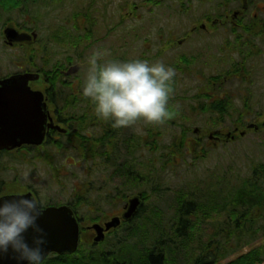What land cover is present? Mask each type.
I'll return each instance as SVG.
<instances>
[{
    "label": "rangeland",
    "instance_id": "374dc122",
    "mask_svg": "<svg viewBox=\"0 0 264 264\" xmlns=\"http://www.w3.org/2000/svg\"><path fill=\"white\" fill-rule=\"evenodd\" d=\"M32 1L19 0L18 4L14 0H5L1 11L4 26L11 21L23 23L30 15L31 20H37L34 26L41 39L31 46L13 47L8 46L3 38L0 41V77L26 68L31 71L41 68L58 97L64 99L60 98L59 103L67 105L65 109L61 106L60 113L76 115L88 111L95 115L93 106L90 104L89 108L84 104L82 96L77 93L82 90L89 67L87 58L93 52L100 54L102 63L134 59L163 62L175 69L168 108L169 113L173 110L177 115L174 118L173 112L170 113L162 123L139 120L128 128L129 131L117 130L110 148L94 155L87 152L84 144L82 153L78 149H74V153L71 148L81 146L77 138L52 139L50 136L40 146L6 151L0 155L2 193L20 187L33 192L44 206L71 203L84 226L102 221L101 216L118 206L114 203V196L119 187L123 189L119 193L123 202L138 193L145 196L141 214L110 233L100 245L90 247L84 241L77 255L52 256L45 260V264L86 263L101 254L109 263L115 264L114 259L123 261L121 253L127 252L128 246L134 253H140L142 259L145 255L142 264H146L149 253L159 248V240L165 241L162 234L172 238L173 244L180 248L173 251L170 263L188 264L196 255L197 251L193 250L196 241L221 223L222 229L226 224L235 225L242 214L220 209L227 205L230 197L225 196L228 193L215 199L209 195V199L199 202L203 209L186 218L190 227L188 232L184 231L186 240H181L177 236L181 217L176 204L181 206L183 203L179 192L186 190L185 187H200L204 179L210 185L225 171L238 175L231 177L232 183L240 184V177L248 175L250 169L264 159V126L259 130L249 129L244 136L239 133L251 123H264V0L251 1L258 6L250 7L249 15L244 17L245 24L236 27L234 32L231 24L228 28L220 24L213 27L209 21L215 19V13L231 15L235 9L241 8L243 0H160L158 4L156 0H100L99 6L110 4V17H114V22L107 24L95 17L82 22L86 30L79 28L80 22L74 16L76 9L63 5L62 0ZM219 4H223L221 10ZM86 7L87 2L79 5V8ZM252 12L259 14V21L250 20ZM98 13L93 11L95 16ZM203 22L209 30L200 28ZM110 39L113 40L110 42ZM115 46L116 53H113ZM123 49L127 51L125 54ZM239 61L246 62V69L253 64L252 77L233 78L224 83L214 79L220 75L221 68L235 71L234 66L240 67L235 64ZM72 66H79V72L69 77L61 74L62 70ZM45 83L42 80L38 85L44 87ZM69 99H73L72 105L68 104ZM228 100H231L229 105H224ZM210 106L224 107L228 111L218 109L214 113ZM76 120L78 118H73L71 125L74 126ZM83 120L81 125L96 119ZM197 127L205 132L199 135L194 131ZM236 128L238 132H235ZM218 130L222 138L209 141V134ZM230 132L237 138L228 139ZM87 133L90 134L91 130L84 131L80 137L89 142L93 150V138H86ZM96 146L102 151L104 143ZM190 146L196 147V151L190 153ZM66 148L68 152L64 150ZM112 163L130 165L132 174L122 181L121 170L125 168L107 167ZM87 182L91 184L88 189L85 187ZM94 185L100 189L101 195ZM93 207L96 208L94 213L91 212ZM253 215L250 220L246 216L244 221L238 222L241 228L253 221ZM154 231H159L160 237L158 234L152 236ZM253 239L251 233L244 240L247 244L238 253L218 264H227L240 254L264 245V237L254 243Z\"/></svg>",
    "mask_w": 264,
    "mask_h": 264
},
{
    "label": "clouds",
    "instance_id": "9594fccd",
    "mask_svg": "<svg viewBox=\"0 0 264 264\" xmlns=\"http://www.w3.org/2000/svg\"><path fill=\"white\" fill-rule=\"evenodd\" d=\"M87 63L82 95L93 104L97 118L121 128L139 120L162 123L169 117L173 67L142 59L102 63L98 52ZM43 211L34 196H0V257L15 264H44L48 241L38 224Z\"/></svg>",
    "mask_w": 264,
    "mask_h": 264
},
{
    "label": "trees",
    "instance_id": "16d2710c",
    "mask_svg": "<svg viewBox=\"0 0 264 264\" xmlns=\"http://www.w3.org/2000/svg\"><path fill=\"white\" fill-rule=\"evenodd\" d=\"M222 5L223 4L218 5V7H220V10ZM225 15L226 14L223 13H215V19L223 18ZM86 99L87 98H85V101L88 102V107L91 108L92 103L90 102V100ZM68 104L72 105L73 99H69ZM224 105H229L228 101ZM61 106H63L64 109L67 107L66 104L59 103V109ZM209 108L211 111H214V113L217 112L218 109L222 112H224L225 110L228 111V109L219 106H210ZM60 110H63L62 107ZM172 112L173 110L170 111V113ZM65 114H67V112H65ZM67 115L71 116L72 118H91V114L88 111H83L82 114L78 113L76 115L69 112V114ZM173 115L175 118L177 115L175 111L173 112ZM242 119L243 118H241V121H243ZM183 129L186 131V128L183 127ZM110 139L111 138L102 139L104 143V149L100 152L105 151L106 143L110 144ZM190 147V153L196 151V147ZM87 152L90 153V155L98 154L94 149H87ZM237 176L230 175V172L225 171L222 175H218L217 177H215V179L217 180H212L210 185L209 183H207V179H204L202 180V184L200 187H185L187 191L183 189L179 192L181 193L179 197L183 200V203L181 206H178V204H176V208L178 209L179 215L181 217L179 224L180 228L177 230L179 234H177V236L181 238V240H186V233L184 231L186 230V232H188L187 228L190 227L186 218H189L190 216L195 214L196 211L198 212L199 210H202V203L199 202L206 200L207 198L209 199V195L211 199H215V197L228 193V195L225 196L230 197L228 198L227 205H223L220 209H222L223 211H229V213L241 212L242 217L237 218L236 224H238V222L241 221V219L243 220L246 216L248 220H250V215L254 214L252 218L253 221L248 222L246 226H244V228H241L239 224L238 226L236 224L232 226L226 224L225 229H222V223L219 226H214L211 233H208V235L206 236L203 235V237H201L194 243L195 249L193 248V250H196L197 252H195L196 255L191 261H189L188 264H218L224 259L238 253L244 247V245L247 244V241L244 240L251 233L254 236V239L252 240L253 243L264 237V159H262V161H259L257 165H254L253 168L248 172V175H242L240 177V179L238 180L240 184L235 183L233 185V178L231 177ZM1 189L2 186L0 183V194H3V190ZM216 191L217 196H215ZM255 228H257V230ZM158 232L159 231H154L152 233V236H156ZM158 236L160 237V234H158ZM162 236L163 238H165V241L162 243V240H159V248H156L155 251L149 253V255L147 256L148 262L146 264H171L170 259H172L173 257V251H177L180 249L178 245L173 244L172 238H166L165 234H162ZM188 244H191L193 246L192 243ZM128 247L129 248L127 249V252H130V254H127V252L121 253L120 257L123 261H121L120 258H117L114 259V263L142 264L144 261L143 259H145V255L142 259L140 253H134L133 248L131 246ZM125 255L127 258H129L130 262H127L128 259L124 258ZM106 259L107 257L101 254L99 255V257H92L90 258V261H85L86 263L80 262V264H112L109 263ZM263 263L264 245H260L247 253L240 254L235 260L227 264Z\"/></svg>",
    "mask_w": 264,
    "mask_h": 264
},
{
    "label": "flooded vegetation",
    "instance_id": "af4514ba",
    "mask_svg": "<svg viewBox=\"0 0 264 264\" xmlns=\"http://www.w3.org/2000/svg\"><path fill=\"white\" fill-rule=\"evenodd\" d=\"M16 1L19 4V0H16ZM251 1H253V0H243V4H242L241 8L235 9L234 12L231 13V15L226 14L224 18L214 19L212 21H209L211 26L216 27L218 24H220V25H223L224 27L228 28V27H230V24H231L232 25L231 28L233 29V32L236 31V27L238 28V27H241L242 25L245 24L244 22H246V21H244V17L249 15L250 7H252L254 4L256 7L258 6V4H256V3L253 4ZM84 2H87V7L86 8H79V5L83 4ZM96 2L98 5H96ZM160 2L161 1L156 0L157 4ZM32 3H34V0L32 1ZM61 3L62 4L64 3L63 5H65V4L71 5V8L76 9L74 16L76 15L77 20L80 22L79 23L80 30L81 29L86 30V28L83 27L84 24H82V22H84L85 20H91L95 17H97V20L103 19L104 22H106L107 24H111L112 22H114V17H112V16L110 17L111 7H110L109 3L107 4L108 5L107 7H105V5L99 6L100 0H62ZM4 4H5V0H0V41L4 38V41L6 42V38H7L6 32L8 30V31H10V34L13 33L14 34L13 36L16 35L15 38L16 37L18 38V40L15 41L13 44H11V46H21V45H24V46L30 45L31 46V45H34L35 42H39L40 41L39 39H41L40 33L37 30V27L34 26V23H36L37 20L36 21L31 20L30 15L26 16L25 22H23V23H18V21L17 22L11 21V22L7 23V25L4 26V20H2V13H1ZM54 6H56V4H54ZM26 7L29 8L28 3H26ZM93 11H97L99 13L95 16L93 14ZM252 15L257 16V13L252 12L250 16H252ZM105 18H109V19L105 20ZM250 20H253L254 23L256 21H259V20H255V18H251ZM31 24H33V25H31ZM200 25H201L200 28H204V30H209L208 27L206 26L207 24L205 22L201 23ZM102 39H106V37H103ZM112 40L113 39H110V42ZM181 43H182V41H181ZM123 51H124V54H125V52H127L126 49H123ZM113 53H116V46L113 47ZM225 58H226V56H225ZM235 64H239L240 67L237 68V66H234L235 71H226V68H221L220 75H218V76L216 75V77H214V79L219 80L220 83H224L225 81H228L229 79H233V78L241 79L243 77V78L248 79V78L253 76L254 71L252 69V67H253L252 63H250V68H248V69H246V67H245L246 62H244V61L243 62L239 61V63H235ZM75 67H76L74 69L75 71H73L72 73L67 74V72L69 70V68H68L67 70L66 69L62 70L61 74H63V76H65V77L72 76V75L79 72L80 67L79 66H75ZM24 72H31V73H39L40 74L39 80L31 81L30 85H31L32 89L40 90L45 95V98H46V101L48 104V109H49V112L51 115L50 116L51 118H49L48 123L53 122L55 125H59L63 129L61 131L56 129V128L49 129L47 131V138L49 136L52 139H59L61 137H63V138H77L79 140L81 146L75 145L71 149L73 152H74V149H78L79 152L82 153V145L83 144L86 145L87 149L92 150L90 145H89V142H86V140L83 141L84 138L80 137L81 134L83 135L84 131L91 130L90 134L87 133L86 138H90V137L93 138L94 150L96 153H99L101 147L100 146L95 147V145H99V144L103 143V140H102L103 138H111L110 139V144H111V142L116 139L117 130L129 131L128 128H130V126L129 127H121V128H113L111 125V122L101 121L97 118L96 115H91V118H94L96 120L88 122L86 125H84V124L81 125V123L84 121L83 119H85V118H78V120H76V122H75L76 124L74 126L71 125V123H72L71 121L73 118L71 116H68L65 113H60L58 100L61 97L60 96L58 97V93L55 91V88L53 87V85L49 82V79L47 78L45 72L41 68L36 69V70H32V71L30 68H26L24 70ZM4 78L5 77H0V79H4ZM42 80H45V82H46L44 87L38 85L39 83H41ZM66 80H68V79H66ZM217 83L218 82H216L214 84H217ZM70 84L73 87H75V84H72V83H70ZM252 86L254 87V85H252ZM77 93L79 94V96H82V100H83L82 102L83 103L85 102L84 104L88 105V102L85 101V97H83V95H82V90L78 91ZM61 100L63 101L64 99L61 98ZM229 102H231V100H228V103ZM92 106H93V104H92ZM92 110H94V106H93ZM65 118H68V119H65ZM87 119H89V118H87ZM79 131H81V133L78 134ZM199 131H201V130L198 129V134H200ZM219 131L220 130H218V132L215 133L216 134L215 137H212L211 133H210L208 140L214 141V142L220 140L222 138V136H220L218 134ZM141 139H143V137H141ZM119 141H121L123 144V140L121 138ZM110 144L106 143L107 149L110 148ZM124 145H126V142H124ZM31 146L32 145H26L23 147H31ZM23 147L16 149V150H20ZM124 147H125V149H128V146H124ZM102 148L104 149V147H102ZM64 150H66L68 152V148H66ZM109 166L112 167L113 169H116V170L125 168V169L121 170V180L122 181H125L123 179L126 176H129L132 174V172H131L132 168L130 167V165H128L126 163H121L120 165H118V163H112V164L108 165L107 167H109ZM140 176H142V175L139 174V177ZM87 183L88 184H85V187L88 189L91 184L89 182H87ZM119 188H120V190H118V193L114 196V199H115L114 203L118 206L116 208H114L112 211L106 212L103 216H101L100 218L103 219L102 221L96 222V223L101 224L103 227H106L107 221H109L110 219H113L114 217H120L121 219H123L125 212L129 209V203L134 196H139L141 198V200L143 201V203H142V205H140L139 210L137 212V215L135 217H138L141 214L142 209L145 205V196L142 193H138L132 197H128V199L125 202L121 201L120 194L122 193L123 189H121V187H119ZM94 189L96 190L98 195L102 194L100 189L96 188L95 185H94ZM124 192H126V190H124ZM128 196H130V193H128ZM125 197H127V195ZM67 204L71 205L69 203H67ZM75 211L78 214L77 210H75ZM91 212L92 213L96 212V208L95 207L91 208ZM79 220H80V218H79ZM80 222H81V220H80ZM130 222L131 221H125V219H124V220H122L121 225L119 227H122V226H124ZM117 228L107 231L105 233L106 237L110 233L114 232V230H116ZM96 236H97V233H96V230L94 228H92V224H88V225L84 226L81 223V237L83 238V239L81 238V240H82L81 243L86 241V244H88L90 247L91 246L92 247L98 246L102 242L97 243L95 241ZM106 237H105V239H106ZM50 256H52V254L49 255V257Z\"/></svg>",
    "mask_w": 264,
    "mask_h": 264
},
{
    "label": "water",
    "instance_id": "95a60500",
    "mask_svg": "<svg viewBox=\"0 0 264 264\" xmlns=\"http://www.w3.org/2000/svg\"><path fill=\"white\" fill-rule=\"evenodd\" d=\"M6 34L11 44L18 40L17 37L15 38L16 35L10 34V31L7 30ZM75 68H70L67 74L75 71ZM39 78V73L25 72L0 79V153L4 149L11 150L23 144H42L48 128L62 130L60 126L48 123L51 115L45 95L40 90L32 89L30 85L31 81ZM248 127L258 128L255 124H250ZM244 134V131L241 132V135ZM230 135L229 133L228 136ZM13 195L16 194H7L3 197L8 198ZM23 195L34 196L32 192ZM142 203L139 196H134L123 218L131 220ZM43 209L38 224L44 230L48 241L45 245V257L51 252L75 253L79 247L80 225L74 210L69 205ZM120 224V217H114L107 222L106 229L100 224H95L93 227L98 233L96 241L104 240L105 230L118 227ZM0 264H15V261L10 257H0Z\"/></svg>",
    "mask_w": 264,
    "mask_h": 264
}]
</instances>
